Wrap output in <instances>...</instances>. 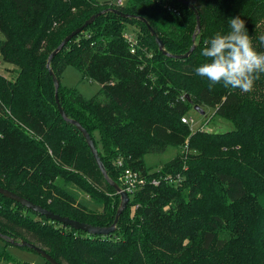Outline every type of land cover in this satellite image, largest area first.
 I'll return each instance as SVG.
<instances>
[{"label":"trees","instance_id":"16d2710c","mask_svg":"<svg viewBox=\"0 0 264 264\" xmlns=\"http://www.w3.org/2000/svg\"><path fill=\"white\" fill-rule=\"evenodd\" d=\"M190 1L199 32L195 13L176 0H0V58L16 67L14 78L0 74V186L72 220L112 223L120 195L76 126L59 114L46 67L58 43L97 13L50 60L59 104L90 135L109 180L120 186V172L134 168L148 181L105 236H89L0 194V259H8L12 239L34 243L59 264H264V74L243 93L222 84L210 90L195 73L204 41L226 34L230 18L244 20L254 49L264 52V0ZM129 27L133 43L125 38ZM194 33L193 49L176 57L190 50ZM70 65L81 80L96 82L98 93L85 98L63 86ZM194 105L213 110L206 123L217 115L232 128L192 129L182 117ZM177 146L181 152L160 169L145 166L149 153ZM178 173L184 179L176 189L150 182ZM246 197L255 222L249 234L237 235L225 221Z\"/></svg>","mask_w":264,"mask_h":264},{"label":"clouds","instance_id":"9594fccd","mask_svg":"<svg viewBox=\"0 0 264 264\" xmlns=\"http://www.w3.org/2000/svg\"><path fill=\"white\" fill-rule=\"evenodd\" d=\"M229 31L216 33L204 41L200 55L204 62L195 68L196 75L209 81L211 90L222 84L224 88L252 91L255 80L264 74V52H257L239 16L228 20ZM264 44V35L259 37Z\"/></svg>","mask_w":264,"mask_h":264},{"label":"rangeland","instance_id":"374dc122","mask_svg":"<svg viewBox=\"0 0 264 264\" xmlns=\"http://www.w3.org/2000/svg\"><path fill=\"white\" fill-rule=\"evenodd\" d=\"M128 29V28H127ZM129 27L126 32V36L135 38ZM0 35V39H1ZM16 73V67L4 63L0 68V74L7 79L14 78ZM61 84L66 87L73 86L82 94L83 97L89 98L98 93L99 86L96 82L81 80L79 71L72 65L66 67L62 73ZM205 112V116H202L196 112L193 107L186 113L185 118L191 119L192 129L202 127L203 129L210 131L222 132L223 130H229L232 128V123L224 118L213 115V119L206 123L207 119L212 115L213 110L209 107L201 108ZM181 152V148L169 147L163 153H149L144 158V164L146 167L158 168L163 166L164 162L178 155ZM86 198V197H85ZM87 199V198H86ZM88 201V200H86ZM234 210V217L230 220H226V227L236 233L237 235H247L252 231L254 226V220L256 212H253V206L251 199L246 197L241 199L238 203L232 205ZM246 213H250L249 216H245ZM8 259H0V264H19L26 262L28 264H49L42 257H40L33 250H27V248L19 245H8Z\"/></svg>","mask_w":264,"mask_h":264},{"label":"water","instance_id":"95a60500","mask_svg":"<svg viewBox=\"0 0 264 264\" xmlns=\"http://www.w3.org/2000/svg\"><path fill=\"white\" fill-rule=\"evenodd\" d=\"M174 1V0H172ZM180 3H182L184 6H186L188 9L190 8L194 13H195V27H196V32L200 31V24H199V14L196 10V8L194 7V5L192 4V2L189 0H176ZM111 12L119 14L120 16L126 17L127 15H124L122 13H120V11H118L117 9H110ZM99 13L92 15L91 17H89L86 21H84V24L76 29H74L72 32L69 33V35H67L66 37H64L57 45V47H55V49L49 53L48 57H47V63H46V67L48 69V74L49 76L52 77V82H53V86H54V91H55V104L58 108L59 114L61 115V117L63 118L64 121H69L70 124H74L77 128V130L80 132V134L83 136L86 145L88 147V149L91 152V155L94 159L95 164L98 166V169L102 175V177H104L105 180H107L113 187V189L115 190V192L117 194L120 195V202H119V206H118V210L114 216V219L112 221V223L110 224V226H105V227H99V226H94L91 224H85L82 222H79L77 220H72L69 219L68 217L65 216H61L60 214H54L53 212L47 210L46 208H42L39 205H36L35 203H33L32 201H28L25 198L17 195L16 193H12L7 189H4L3 187L0 186V194L3 195L4 197L10 199L11 201H15L19 204H21L23 207H25L26 209H30L33 212H36L37 214L46 217L54 222L57 223H61L62 225H66L69 226L73 229H77V230H81L83 232H85L86 234L90 235H100V236H105L109 233H112L115 228H116V223L118 221L119 215L122 213V211L125 209V207L127 206L128 203V195L121 190L120 186L117 185L115 182L111 181L108 179L107 177V173H106V169L105 166L102 165L99 156H98V152L94 147L93 141L90 137V135H88V133L82 128V126L74 120H68L67 119V115L63 109L62 106H60L59 104V99H58V85H59V81L57 79L56 76L53 75L52 70L50 68V60L55 56V54H57L63 47L64 45L70 41V39L75 36L76 34H78L79 32L82 31V29L87 26L88 24L92 23V21L98 16ZM140 19L142 22L146 23L145 20ZM147 29L150 30V33L154 36V41L155 43H157L159 50L161 49L163 51V53H165V51L163 50V46L164 44L162 43L161 39H159L154 30L146 24ZM194 38H195V33L192 35L191 37V41L193 42L192 46L190 47V50L188 52H186L185 54L182 55H175L178 58H185L190 51L193 49L194 47ZM172 56V57H175ZM186 101L191 103L188 95H185ZM193 109L198 112V114L204 116L205 112L198 106V105H194ZM10 244L12 245H19L22 247H25L27 249H31L34 252H36L40 257H42L45 261H47L49 264H59L52 256H50L48 253H46V251H44L42 248H40L39 246L35 245L32 242H27L25 240H19V241H14L12 239H6Z\"/></svg>","mask_w":264,"mask_h":264},{"label":"built area","instance_id":"2783aa9c","mask_svg":"<svg viewBox=\"0 0 264 264\" xmlns=\"http://www.w3.org/2000/svg\"><path fill=\"white\" fill-rule=\"evenodd\" d=\"M111 2L115 5H121L122 4V0H111ZM125 38L129 41V42H134V39L131 38L130 36L127 37L125 36ZM133 51V50H131ZM4 64V62H2L1 58H0V68L2 67V65ZM182 121L184 123H189L191 122V119L182 117ZM117 167H121L122 164V159L118 158V160L116 161ZM118 179H120V188L121 190H123L129 197L133 195V193L141 188H143L146 184H147V179L141 174V172H139L136 169H132V168H125L120 172V175L118 177ZM183 176L178 174H167L164 175L162 178L156 179L153 178L151 180V183L153 185H159L161 181L164 180V182L171 186L172 188L176 189L179 187V185L181 184V181L183 180Z\"/></svg>","mask_w":264,"mask_h":264},{"label":"bare ground","instance_id":"6f19581e","mask_svg":"<svg viewBox=\"0 0 264 264\" xmlns=\"http://www.w3.org/2000/svg\"><path fill=\"white\" fill-rule=\"evenodd\" d=\"M128 37V36H127ZM186 99V98H185ZM205 116V115H204ZM183 122V121H182ZM190 124H191V122H189ZM191 127H192V125H191ZM153 178H151V180H152ZM156 179H159V178H156ZM151 180H150V182H151ZM148 183V182H147ZM161 183V182H160ZM156 186V185H155ZM158 186V185H157ZM131 197V196H130ZM130 197L128 196V202L130 201ZM128 204V203H127ZM126 208V207H125Z\"/></svg>","mask_w":264,"mask_h":264},{"label":"crops","instance_id":"0c3cea01","mask_svg":"<svg viewBox=\"0 0 264 264\" xmlns=\"http://www.w3.org/2000/svg\"><path fill=\"white\" fill-rule=\"evenodd\" d=\"M62 76V75H61ZM62 78V77H61Z\"/></svg>","mask_w":264,"mask_h":264}]
</instances>
